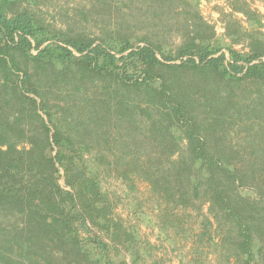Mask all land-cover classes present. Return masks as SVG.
Masks as SVG:
<instances>
[{
    "label": "trees",
    "instance_id": "trees-1",
    "mask_svg": "<svg viewBox=\"0 0 264 264\" xmlns=\"http://www.w3.org/2000/svg\"><path fill=\"white\" fill-rule=\"evenodd\" d=\"M83 2L64 18L101 10L96 37L0 0V264H264L262 14L228 0L218 35L199 0ZM105 176L149 186L130 211L147 203L159 246L114 215Z\"/></svg>",
    "mask_w": 264,
    "mask_h": 264
},
{
    "label": "rangeland",
    "instance_id": "rangeland-1",
    "mask_svg": "<svg viewBox=\"0 0 264 264\" xmlns=\"http://www.w3.org/2000/svg\"><path fill=\"white\" fill-rule=\"evenodd\" d=\"M36 1L39 2L38 9L42 17H44L47 22H53V24L58 28L65 29L73 34L84 33L86 35H89L90 37H96L100 33V28L103 25V22L101 21V18L97 16L102 13L101 10H97V13L94 14V16L96 17L91 18L89 23L74 25L72 26V28H70V26L67 24V21H70L71 18H64V11L69 12V14L72 15L83 6L85 1L83 2V0H53V3H51L50 0ZM211 1L212 0H210V2ZM75 7L76 9H73ZM111 12L112 18H109L110 24L108 26L110 28H113V26L116 25V22L120 23L122 18H117V16L120 14L118 10L113 9ZM205 17L212 18L210 15H205ZM137 44L143 45L144 42L138 41ZM237 47L239 49L242 48L241 45H238ZM175 48L176 45L174 42L168 43L164 46L165 52L167 53L170 51L175 52ZM159 58L162 59L160 55ZM174 62H179V60H176ZM102 179L104 188L110 194L111 198L117 203L114 215L121 217L127 225L138 224L139 235L141 240L159 246L161 243L159 242L157 237V229L153 226V222L151 221L153 216L149 207L147 206V203L144 205V210L150 216V219L148 218L146 221H141L135 214H132L130 211L131 203L133 202L132 200H147V197L149 195V186L145 182H138V190L134 194L129 196L125 185L120 180L106 176ZM154 251V260H157L159 264H180L177 256L172 252H165L164 248ZM148 260L149 264H151V259L148 258Z\"/></svg>",
    "mask_w": 264,
    "mask_h": 264
},
{
    "label": "crops",
    "instance_id": "crops-1",
    "mask_svg": "<svg viewBox=\"0 0 264 264\" xmlns=\"http://www.w3.org/2000/svg\"><path fill=\"white\" fill-rule=\"evenodd\" d=\"M249 2L251 3L252 8L257 9L262 14V18H263L262 21L264 23V0H249ZM215 3H217L218 5ZM211 4H212L211 5L212 13L217 18H220L221 21H222V19H221L220 9L225 11V12H231L232 11L230 6L228 5V0H212ZM234 14L236 17H238L240 20H242L246 24V17L243 13L235 12ZM223 34H220V35H223Z\"/></svg>",
    "mask_w": 264,
    "mask_h": 264
},
{
    "label": "built area",
    "instance_id": "built-area-1",
    "mask_svg": "<svg viewBox=\"0 0 264 264\" xmlns=\"http://www.w3.org/2000/svg\"><path fill=\"white\" fill-rule=\"evenodd\" d=\"M211 2L210 0H200L199 2V8L202 13V15L205 17V15H210L212 18H206L211 24L214 25L215 30L217 34H223L225 32L224 24L220 20V18H217L211 10Z\"/></svg>",
    "mask_w": 264,
    "mask_h": 264
}]
</instances>
